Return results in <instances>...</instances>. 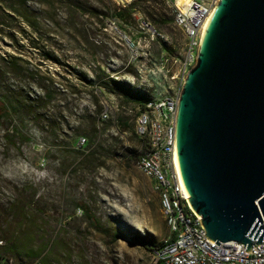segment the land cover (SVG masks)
I'll return each mask as SVG.
<instances>
[{"label":"rangeland","instance_id":"obj_1","mask_svg":"<svg viewBox=\"0 0 264 264\" xmlns=\"http://www.w3.org/2000/svg\"><path fill=\"white\" fill-rule=\"evenodd\" d=\"M8 4L14 5L15 14ZM146 5V12L132 13H140L169 43L182 47V33L172 24H159L160 15L171 14L165 0ZM22 16L42 31L34 41L48 55L28 39L32 28ZM0 21L6 24H0V99L16 106L0 122V185L5 193L34 198L43 211L33 242L43 250L41 263L146 264L148 252L133 234L158 243L171 235L151 180L132 164H122L126 155H140L143 146L134 133L136 105L123 102V94L113 92L108 79L136 95L152 94L140 77L148 71V48L139 42L137 50L131 49L123 40L125 31L137 44L139 34L129 27L133 22L118 19L116 29L107 21L92 34L90 42L102 41L95 56L91 43L81 45L63 33L60 14L46 0H0ZM84 22L94 30L92 20L85 17ZM163 47L161 52L154 43L151 57L178 52ZM169 66L175 73L177 66ZM95 69L103 73L97 92ZM119 116L133 123L132 132L118 131ZM89 139L92 145L86 147ZM0 264L15 261L2 259Z\"/></svg>","mask_w":264,"mask_h":264},{"label":"water","instance_id":"obj_2","mask_svg":"<svg viewBox=\"0 0 264 264\" xmlns=\"http://www.w3.org/2000/svg\"><path fill=\"white\" fill-rule=\"evenodd\" d=\"M174 165L211 243L264 240V0H218L177 106ZM244 247V246H243Z\"/></svg>","mask_w":264,"mask_h":264},{"label":"built area","instance_id":"obj_3","mask_svg":"<svg viewBox=\"0 0 264 264\" xmlns=\"http://www.w3.org/2000/svg\"><path fill=\"white\" fill-rule=\"evenodd\" d=\"M122 7L133 0H112ZM165 0L172 15V25L182 33L183 45L178 47L167 41L165 35L156 29L140 13L134 16L130 28L139 34L137 44L123 33V40L137 50L139 42L148 48V63L141 83L152 87V94L142 105H136L134 133L140 139L143 152L133 159L134 166L143 176L152 181L158 194L160 209L174 236L150 246L146 264H264V240L252 244L251 252L244 244L228 241L212 243L204 236L200 226L201 216L196 217L187 204V197L181 187L174 165L175 123L179 93L189 69L195 64L199 38L203 23L218 0ZM109 24L118 29L116 21ZM157 44L161 52L164 45L177 49V54L168 58L163 53L151 57V47ZM177 47V48H176ZM174 64V73L170 66ZM172 80L175 82L172 84ZM264 224V221H262ZM244 246V247H243Z\"/></svg>","mask_w":264,"mask_h":264},{"label":"trees","instance_id":"obj_4","mask_svg":"<svg viewBox=\"0 0 264 264\" xmlns=\"http://www.w3.org/2000/svg\"><path fill=\"white\" fill-rule=\"evenodd\" d=\"M152 1L153 0H133L130 4L120 7L112 0H46V2L49 3L50 9L55 11V14H60L62 23L59 22L58 26L63 33L67 32L68 35L71 34L75 36V41L81 45L91 43L94 46L95 56L99 52V45L102 44V41L97 40L99 42L98 44L92 41L90 42L89 39L92 38V34L97 35L99 30L106 27L107 21L118 22V19H121L128 23L131 21L134 23L132 12L135 10L146 12V8H148L146 4ZM41 2H43V0H41ZM8 9L14 14L16 13L14 5L8 4ZM23 16L22 19L27 26L32 28V33L28 39L31 40V43L35 47L39 46L37 48H40L44 54L48 55L45 48L40 47L39 43L34 41L35 39L40 40L39 36L42 35V31L34 27L29 19ZM150 16L152 18L153 14ZM160 16L162 17L160 18ZM160 16L158 19L161 26L172 24L171 14H162ZM85 17L93 21V25L95 26L94 30L86 28L84 22ZM0 24L6 25L2 21H0ZM121 31L123 30L121 29ZM123 33H125V31H123ZM82 76L86 80H91L87 78V75ZM94 76L95 79L92 80V82H98L95 85V91L97 92L102 87L101 76H103V73L101 69H95ZM108 79L113 85V92L118 89L119 92L123 94L121 97L123 102L142 105V103L147 100L148 97L134 94L129 87H123L118 80L113 77ZM45 94L47 93L45 92ZM14 108H16V106L11 107L6 101L0 99V122L5 121ZM116 126L118 131H133V123L125 116L116 118ZM9 131L10 128H8L6 133ZM83 145H85V143H83ZM90 145H92L91 139L87 141L86 147ZM135 157L136 156L131 154L123 157V166L130 168ZM36 205L37 200L34 198H27L22 192L17 191L5 193L4 190H2V185H0V260L6 259L9 261L13 259L15 264H42L41 261L44 259L41 257L43 250L33 247L34 239L37 236L36 222L39 217L43 215V211L37 209ZM82 209L84 211L87 210L85 206H82ZM170 237L174 239L173 235ZM133 239L141 243L146 250H149L151 248L150 246L158 244V242L138 232L133 234Z\"/></svg>","mask_w":264,"mask_h":264},{"label":"bare ground","instance_id":"obj_5","mask_svg":"<svg viewBox=\"0 0 264 264\" xmlns=\"http://www.w3.org/2000/svg\"><path fill=\"white\" fill-rule=\"evenodd\" d=\"M184 1H187V0H178L177 3H178V4H181V3L184 2Z\"/></svg>","mask_w":264,"mask_h":264}]
</instances>
